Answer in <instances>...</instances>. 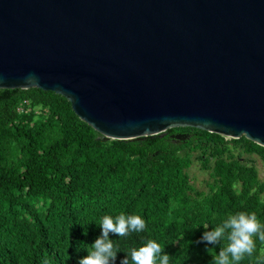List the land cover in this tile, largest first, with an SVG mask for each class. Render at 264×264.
<instances>
[{"label":"water","instance_id":"95a60500","mask_svg":"<svg viewBox=\"0 0 264 264\" xmlns=\"http://www.w3.org/2000/svg\"><path fill=\"white\" fill-rule=\"evenodd\" d=\"M29 88L102 141L190 127L264 147V0H0V89Z\"/></svg>","mask_w":264,"mask_h":264},{"label":"trees","instance_id":"16d2710c","mask_svg":"<svg viewBox=\"0 0 264 264\" xmlns=\"http://www.w3.org/2000/svg\"><path fill=\"white\" fill-rule=\"evenodd\" d=\"M27 101L26 112L18 107ZM35 108H38L36 113ZM176 133L189 138L174 139ZM62 96L38 88L0 89V264H78L101 235L105 215H139L146 229L110 234L119 252L156 241L170 264H211L221 245L201 242L205 230L238 212L264 224V187L256 167L229 145L264 163V147L241 136L169 128L130 140L102 141ZM210 170L209 192L188 178L192 154ZM212 157V164L209 160ZM240 264H264V244Z\"/></svg>","mask_w":264,"mask_h":264},{"label":"clouds","instance_id":"9594fccd","mask_svg":"<svg viewBox=\"0 0 264 264\" xmlns=\"http://www.w3.org/2000/svg\"><path fill=\"white\" fill-rule=\"evenodd\" d=\"M97 226L101 235L87 247L88 254L78 264H115L119 250L109 235L123 238L133 232H143L146 222L139 215L121 213L114 218L103 216ZM257 240L264 244V224L255 213L246 212L229 215L211 231L205 230L201 237V242L212 245H221L222 241H226L219 253L212 256L211 264H240L246 257L254 255ZM171 258L159 243L149 239L143 246L131 248L120 264H170ZM44 264L48 261L45 260Z\"/></svg>","mask_w":264,"mask_h":264},{"label":"rangeland","instance_id":"374dc122","mask_svg":"<svg viewBox=\"0 0 264 264\" xmlns=\"http://www.w3.org/2000/svg\"><path fill=\"white\" fill-rule=\"evenodd\" d=\"M36 113H38V108H35ZM230 153L235 157L243 161L252 163L257 170L258 181L264 187V163L256 155H247L242 152L238 146L229 145ZM199 155L197 153L192 154L191 157V166L187 170L189 182L191 186L200 192L207 193L209 192L210 186L213 184V179L211 176L210 170H207L202 167L200 160L198 159ZM209 160L212 164V157H209ZM262 200H264V190L262 192Z\"/></svg>","mask_w":264,"mask_h":264},{"label":"built area","instance_id":"2783aa9c","mask_svg":"<svg viewBox=\"0 0 264 264\" xmlns=\"http://www.w3.org/2000/svg\"><path fill=\"white\" fill-rule=\"evenodd\" d=\"M25 105H27V101H23V104L22 105H20L19 107H18V111H21V112H26V111H28L30 108L28 107L27 109L25 108Z\"/></svg>","mask_w":264,"mask_h":264}]
</instances>
